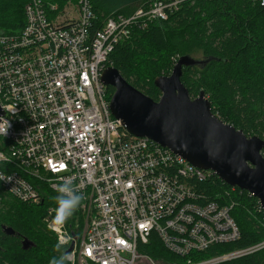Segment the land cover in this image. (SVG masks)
<instances>
[{"label":"built area","instance_id":"obj_1","mask_svg":"<svg viewBox=\"0 0 264 264\" xmlns=\"http://www.w3.org/2000/svg\"><path fill=\"white\" fill-rule=\"evenodd\" d=\"M184 1L141 0L92 31L93 0L63 8L29 0L24 27L0 32V124L9 123L0 135V176L7 179L0 181L8 194L40 202L42 184L54 191L62 178L73 180L86 196L80 233L68 221L54 230V207L45 217L57 240L68 241L66 251L72 246L73 264H160L139 250L152 234L181 256L242 236L231 213L236 203L220 204L194 187L213 171L130 133L113 116L102 79L110 54L133 28L167 20ZM262 248L264 239L182 264H219Z\"/></svg>","mask_w":264,"mask_h":264},{"label":"trees","instance_id":"obj_2","mask_svg":"<svg viewBox=\"0 0 264 264\" xmlns=\"http://www.w3.org/2000/svg\"><path fill=\"white\" fill-rule=\"evenodd\" d=\"M28 1L0 0V32L15 33L24 27ZM46 1L63 8L70 0ZM140 1L93 0L97 17L91 30L101 27L112 13L130 14ZM185 54L210 58L205 65L184 67L182 81L191 96L197 97L204 90L214 113L248 136L264 139V5L261 1L185 0L167 20H154L145 29L133 28L131 37L116 45L107 66L116 67L128 82L158 101L162 92L156 87L155 78L169 75L179 57ZM113 90L110 86L109 94ZM193 183L205 198L220 204L236 203L231 213L241 229V238L181 256L152 234L148 243L140 245L141 253L160 264H182L190 257L206 259L264 239V210L259 211L257 197L227 184L214 172L206 180L194 179ZM2 184L0 181V263L49 264L51 257L57 255L54 245L58 240L45 217L49 208L56 207L51 199L55 191L42 184V201H22L8 194ZM83 222L78 210L68 225L80 233ZM4 227H12L15 234H7ZM23 238L34 244L25 249ZM219 264H264V248Z\"/></svg>","mask_w":264,"mask_h":264},{"label":"water","instance_id":"obj_3","mask_svg":"<svg viewBox=\"0 0 264 264\" xmlns=\"http://www.w3.org/2000/svg\"><path fill=\"white\" fill-rule=\"evenodd\" d=\"M209 60L180 56L169 75L155 78L162 92L158 101L128 82L116 67H106L102 79L114 89L111 112L133 135L168 147L200 169L212 170L227 184L257 197L264 209V139L248 136L224 121L214 113L204 90L192 97L182 81L184 67L205 65ZM3 114L0 105V116ZM4 231L15 234L12 227H4ZM22 243L25 249L34 244L28 238Z\"/></svg>","mask_w":264,"mask_h":264},{"label":"clouds","instance_id":"obj_4","mask_svg":"<svg viewBox=\"0 0 264 264\" xmlns=\"http://www.w3.org/2000/svg\"><path fill=\"white\" fill-rule=\"evenodd\" d=\"M8 127V121L4 124H0V135H7ZM0 180L7 179L0 176ZM54 191L56 195L52 196L51 199L55 202L56 207L54 209V216L51 220V226L56 230L63 227L75 212L82 207L86 196L74 186L73 180L70 177H64L56 183ZM67 242L66 239L61 238L54 245V251L57 255L51 257L49 264H73L71 253L64 250Z\"/></svg>","mask_w":264,"mask_h":264},{"label":"rangeland","instance_id":"obj_5","mask_svg":"<svg viewBox=\"0 0 264 264\" xmlns=\"http://www.w3.org/2000/svg\"><path fill=\"white\" fill-rule=\"evenodd\" d=\"M75 4L77 3V1L74 2ZM200 57V56H199Z\"/></svg>","mask_w":264,"mask_h":264}]
</instances>
